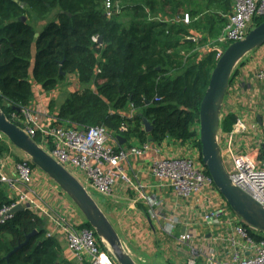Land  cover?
Here are the masks:
<instances>
[{"label": "trees", "instance_id": "1", "mask_svg": "<svg viewBox=\"0 0 264 264\" xmlns=\"http://www.w3.org/2000/svg\"><path fill=\"white\" fill-rule=\"evenodd\" d=\"M16 1L0 0V110L7 120L21 127L12 116L33 100L30 79L51 93L74 77L80 89L59 105L49 104L54 124L104 127L112 138H136L140 145L196 140L200 150L198 110L217 60L212 53L200 60L196 50L220 35L232 0ZM54 11L40 32L32 26ZM263 21L255 19V26ZM193 33L201 36L199 44L188 40ZM235 121L227 115L221 131L231 132ZM33 141L38 145L39 137ZM0 155L22 161L4 141ZM11 203L0 185V210ZM82 227L92 230L85 221ZM48 232L31 212L13 214L0 225V264H73L64 258L59 237Z\"/></svg>", "mask_w": 264, "mask_h": 264}, {"label": "built area", "instance_id": "2", "mask_svg": "<svg viewBox=\"0 0 264 264\" xmlns=\"http://www.w3.org/2000/svg\"><path fill=\"white\" fill-rule=\"evenodd\" d=\"M263 17L264 0H232V12L227 17V23L218 37L207 42L208 52L206 51L205 57L212 53L217 60L229 44L242 40L246 36L255 26V19ZM187 21V16H185L184 22L187 23ZM198 39L195 36L188 38L192 42ZM255 76L263 91L260 129L264 150V70L258 71ZM131 114L132 111L129 115ZM12 118L19 123L20 129L30 138L38 136V146L70 172L88 192L103 198H110L113 188L119 182L127 186H135L133 178L125 172L123 165L130 157L144 156L150 149L149 143L129 148L116 147L113 145L116 138H112L104 127L81 128L67 123L56 125L54 116L39 108L30 109L28 107L21 111L20 116L13 115ZM253 128L252 126L251 129ZM195 129L198 133L199 126ZM119 130L125 132L127 128L121 125ZM243 130L244 125L237 120L229 138ZM187 144V156L154 158L149 165L151 177L158 182L165 183L171 193L181 200H189L210 189L220 199V208L212 217L224 216L229 208L214 188L210 176L206 175L207 171L201 162L197 141H190ZM251 152L235 155L230 150H226L231 168L224 165L232 185L264 209V160L258 159L259 150ZM262 157L264 159V154ZM35 169L37 168H33L29 160L16 163L0 155V185L12 197L10 198L12 203L0 210V225L12 218L13 214L9 213L11 209L16 205H21L24 210L44 220L46 226L60 233L67 250L73 255L77 264H116L109 253L100 249L93 230L82 227V224L72 221L67 216L55 214L39 190L29 187ZM54 186L64 194L57 185L54 184ZM134 189L138 192L137 199L149 207L151 217L164 223L163 230L166 234L170 235L177 230V219L173 215H165L160 202L150 200L142 188L134 187ZM231 214L232 217L227 218L233 227L231 232L222 238V242L226 244L222 257L211 246L202 243V240H199L190 229L177 237V243L189 249V258L185 264H198V262L203 264H264V235L246 227L236 215L232 212ZM249 230L259 237L258 240L251 237ZM51 235L52 233H47V236Z\"/></svg>", "mask_w": 264, "mask_h": 264}, {"label": "crops", "instance_id": "3", "mask_svg": "<svg viewBox=\"0 0 264 264\" xmlns=\"http://www.w3.org/2000/svg\"><path fill=\"white\" fill-rule=\"evenodd\" d=\"M40 25L43 26L45 24ZM193 34V37L199 38L200 36L196 35V33ZM202 48L198 52L200 53L199 55L205 54V48ZM181 56L183 58L187 57L184 52H181ZM203 58H205V55L200 56V60ZM260 70H264V45L245 55L234 68L232 78L229 81L222 104L221 121L227 115H233L236 121L240 120L242 122L244 130L241 133L232 135L230 138V132L223 133L220 131L219 144L223 162L228 168H231V163L226 150H230L235 155L250 154L252 150L253 152L259 150L258 159L264 160L262 157L264 150L260 129L263 91L260 82L255 76ZM71 79L74 80L72 81ZM30 80L33 91L30 109L39 108L49 112L50 102L59 105L63 101L61 99L56 102L59 88L51 93H45L32 79ZM67 82L69 85L75 86L73 92L80 89L74 77L69 78ZM54 112L51 114L54 115ZM252 126L254 127L253 129H251ZM0 141H4L7 144L9 153L12 156L28 160L25 156H20L2 135L0 136ZM113 145L129 148L140 144L136 138H130L128 141L124 140L122 145L116 139ZM149 145L150 149L144 156L130 157L128 162L123 165L125 172L133 178L135 186H127L119 182L113 188L110 198L100 196L98 198L102 211L117 232L125 249L135 262L138 261L142 264H185L189 249L185 245L178 244L176 239L185 230L190 229L197 235L199 240H202V243L211 246L222 257L226 250V244L222 242V238L231 232L233 224L227 218L229 216L232 217L229 209L226 210L227 214H224V216L216 215L212 217L220 208L218 195L207 189L189 200H181L171 193L165 183L156 181L149 173V165L154 158L187 156L188 144H180L166 139L159 145L152 143H149ZM4 158H10L13 161L10 156H4ZM29 187L39 190L55 214L67 216L80 225L84 223L83 217L67 196L62 194L54 186V183L38 169H35L34 176L29 182ZM134 187L142 188V191L150 200L160 202L163 206L164 214L173 215L177 219V230H174L170 235L166 234L163 230L164 223L151 217L147 204L137 199L138 192L135 191ZM7 194L9 199L12 198L8 191ZM48 230L54 236L59 237L58 239L63 247L64 258L73 264H77L73 255L67 250L66 243L60 237V233L50 226H48ZM157 258H160L161 262H156ZM184 260L185 262L183 263ZM198 264L203 263L198 262Z\"/></svg>", "mask_w": 264, "mask_h": 264}, {"label": "water", "instance_id": "4", "mask_svg": "<svg viewBox=\"0 0 264 264\" xmlns=\"http://www.w3.org/2000/svg\"><path fill=\"white\" fill-rule=\"evenodd\" d=\"M13 1L17 3L16 0ZM21 6L24 7L25 5L21 4ZM34 37L37 38L38 34L36 33ZM263 45L264 21L249 30L242 40L233 42L224 49L210 74L208 86L199 106L198 135L201 162L206 168L214 188L231 212L246 227L264 235V209L232 185L223 162L219 144L222 104L232 72L245 55ZM144 125L146 132H149L150 125L146 122H144ZM0 135L5 137L13 147L21 151L32 165L57 185L69 198L116 264H136L91 194L70 172L42 150L23 130L7 120L1 110ZM116 139L122 145L124 140L120 137ZM23 210L21 205H16L9 213L15 214Z\"/></svg>", "mask_w": 264, "mask_h": 264}, {"label": "rangeland", "instance_id": "5", "mask_svg": "<svg viewBox=\"0 0 264 264\" xmlns=\"http://www.w3.org/2000/svg\"><path fill=\"white\" fill-rule=\"evenodd\" d=\"M55 13H56V11H54L53 13H52V15H51V17L48 19V20H46V21H44V22H37V23H34V21L32 22V26H34L35 27V29L38 31V32H40L42 29H43V26H41L40 24H46L48 21H51V20H54V17H55ZM35 24H37V25H35ZM190 42H192V41H190ZM196 43L197 44H199V40H197L196 41ZM203 45V44H202ZM204 47L202 48V46L200 47V48H198V50H196V52L198 51H200L201 50V48L202 49H204L205 48V54H201L200 56H203V55H206V51H207V42L203 45ZM208 52V51H207ZM198 54H200V53H198ZM69 78H72V77H69ZM68 78V79H69ZM67 79V80H68ZM72 81L74 80V79H71ZM75 88V86L74 85H69L68 84V82H64V84H62V85H60L59 86V94H58V100L56 101V102H59V100H61V99H63L68 93H70V92H73V89ZM14 150L18 153V154H20V156H25L21 151H19L18 149H16L15 147H14ZM15 162V161H14ZM90 194H91V196L93 197V199L97 202V203H99L98 201H99V196H97L96 194H94V193H91V192H89ZM68 198V197H67ZM69 199V198H68ZM75 207V206H74ZM79 212V211H78ZM80 214V213H79ZM81 215V214H80ZM110 254V253H109ZM109 256V255H108ZM188 258H189V254H188ZM187 258V259H188ZM161 259L160 258H157V260H156V262H161L160 261ZM185 262V260L183 261V263ZM136 263L137 264H142L141 262H138V261H136Z\"/></svg>", "mask_w": 264, "mask_h": 264}]
</instances>
